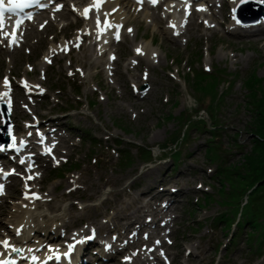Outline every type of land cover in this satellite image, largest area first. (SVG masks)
Returning <instances> with one entry per match:
<instances>
[{
    "label": "rangeland",
    "instance_id": "1",
    "mask_svg": "<svg viewBox=\"0 0 264 264\" xmlns=\"http://www.w3.org/2000/svg\"><path fill=\"white\" fill-rule=\"evenodd\" d=\"M257 38H264V35ZM229 40L232 41L233 38H230ZM221 41H225V39H222ZM165 42L172 48L178 49L180 47L178 44L172 43L168 36H165ZM247 43L252 44V42L246 40L236 41L238 46H240V44L246 46ZM245 50H253L255 53L246 52L240 57V59H238V70L240 72L238 78L243 80L247 75V72L252 68H255L254 71L256 77H264L263 52L258 50V46L246 47ZM258 61H261V66L259 68H257ZM232 66L233 65L231 64L230 68ZM249 66V70L243 72ZM162 83L163 81L160 82V80H158V87L162 86L160 85ZM219 89L221 90V88ZM245 93L246 91H244L243 87H240L237 88V90H234L231 94H228L223 104L220 106L218 115L214 117L209 113V119L211 120V118H213L214 123L221 125L216 128L219 129L216 131L222 134L220 149L221 151L224 149L221 157L218 158L219 161H222L221 168L223 167L224 169L225 166L226 169L230 170L236 168V175H245L246 173H249L247 179L250 182L247 183L243 189H249L254 183L261 180L251 190L250 194L253 195V191L259 186L264 185V179H262L264 176V116L258 112H254V114L250 115L246 114L244 110H239V106H243L244 102L248 100ZM183 99L185 107L196 108L193 109L196 113L189 114L188 118H186V123L182 128V123H177L176 120L172 121L160 118L156 123L158 115L154 111H151L147 116L150 124L155 123L151 127V130L148 125L146 131L142 134H136L130 131L133 137H136V139L141 141L144 145L152 147L153 151V161L151 163L144 164L142 159L139 158V154H136L131 158L133 164L131 166L127 165L130 167L129 169L125 167L119 170L123 176V181L131 180L132 186L141 193H145L150 189H159L162 180L160 177L152 179L154 176H158L159 174H164L166 176L170 174L176 175L178 169L188 170V173L191 174L179 178L180 181L185 184V188L189 185L194 186L197 181H201L203 184L210 186V191L207 192L209 195H216V188L219 187V185H221L222 188H226L222 181L224 177L223 175L217 174V181L211 179L216 170V166L207 160L204 155V148L209 146V140H211V135L209 133L211 131H208L205 128V123L202 119L207 113L200 111L199 108L195 107V103L188 96H183ZM154 101L158 103L157 100ZM179 110L180 107L173 110V113H178ZM103 120L105 123L108 122L106 119ZM149 130L150 132L148 133ZM185 135L188 140L186 142L184 141V143L177 149L178 152H181L179 157L181 161L180 167H178L176 171H172L170 163L171 157L168 155H162V153L173 148L171 145L177 146L183 140V136ZM131 148L132 147L125 145L127 151H130L131 154H135L132 153L130 150ZM137 166H140L141 170H136ZM209 168L213 171L211 174L206 175V169ZM102 170L105 172H102ZM115 172L116 170H113L111 173L109 169L99 167L98 171H90L87 172L86 175L82 174L83 176L81 175L80 177L81 185L85 190H90L91 186L88 181V176L92 182L101 184L104 181L111 179ZM190 176H199L202 177L203 180H195V178H189ZM232 184L235 185V182H231V185ZM226 186L235 188L234 186L231 187L229 184ZM187 191L193 195L198 194L193 193L188 189ZM220 201L221 199L219 197L216 203H207L203 206V209H207V212L195 216L192 214L189 218L190 224L194 227H198L199 223L205 224L207 219L215 216L222 207ZM193 208L195 209V212L198 213L202 209L199 204L194 205ZM240 208L241 207H239V210ZM230 223H232V220ZM220 229L219 226L218 230H208L205 225H202L199 230L191 231L193 234L187 232L184 246L190 251V254L183 256L181 264H264V262L257 261V258L253 259L255 255L252 251H249L248 243L246 242L247 234L245 232V230L248 229L247 227H245V229L243 228V233L239 232L237 245L235 247L231 246L229 249L225 247L228 243L226 240L227 238L224 233L220 232ZM233 247L234 249L230 250ZM187 260L189 263H187Z\"/></svg>",
    "mask_w": 264,
    "mask_h": 264
},
{
    "label": "snow or ice",
    "instance_id": "2",
    "mask_svg": "<svg viewBox=\"0 0 264 264\" xmlns=\"http://www.w3.org/2000/svg\"><path fill=\"white\" fill-rule=\"evenodd\" d=\"M36 2H38V0H36ZM104 2V0H94V4L97 5V11L99 10V5L102 4ZM138 3H141L142 0H137ZM158 2V0H151V3L153 5H155ZM7 3L11 4L12 7H5V0H0V34L3 35V38L6 40L8 38V33H4V14L5 12H13L14 9L16 8H21L23 6L26 5H21L19 3H16L15 0H7ZM184 3L187 4L188 0H184ZM188 7L190 8V5H188ZM91 11V9H85L84 15L85 18H88V12ZM188 11V9L186 8V12ZM197 11H206V9L204 8H198ZM30 18V17H29ZM22 23V21H16V27H19V24ZM207 24V22H205ZM100 21L99 18L97 17V26L99 27ZM172 27H174V25H170ZM105 27H110V25H108L107 23H105ZM129 32H131L132 30L129 29ZM178 34V33H177ZM117 39H119V36L117 35ZM14 42V41H13ZM77 48H79V44L75 45ZM66 50V49H65ZM137 54H142L140 49H137ZM112 59H115V57H112ZM135 63V62H134ZM71 74V73H70ZM4 87L5 88H10L9 82L7 80V78H5L4 81ZM8 93H4V95H7ZM13 145H15V141H13ZM21 163H24V161H21ZM7 175V174H6ZM33 177H28V179H32ZM3 194V185H0V195ZM25 198H28L27 196ZM39 198V197H37ZM19 231L17 230V235H19ZM157 244H159V241L156 242ZM170 243V241H169ZM0 247L3 248V251H0V264H17V260L15 259L16 255H20L22 253V249L15 247L14 245L10 244L9 240H3L0 241ZM31 251V250H29ZM163 255V253H161ZM67 255V253L65 254ZM25 259H28L27 257H24ZM57 259H59V257H57ZM38 258L36 256H32L31 257V262L32 264H37Z\"/></svg>",
    "mask_w": 264,
    "mask_h": 264
},
{
    "label": "trees",
    "instance_id": "3",
    "mask_svg": "<svg viewBox=\"0 0 264 264\" xmlns=\"http://www.w3.org/2000/svg\"><path fill=\"white\" fill-rule=\"evenodd\" d=\"M254 85H255V82H253V81H250L248 83V86L249 87H253ZM250 200H251L250 201V204L253 206L254 210H256V212H259V210H260V209H258V207H259V200L260 201H262V200L264 201V188L261 189V192L260 193L256 194L252 198H250ZM249 224L251 225L252 223L250 222Z\"/></svg>",
    "mask_w": 264,
    "mask_h": 264
},
{
    "label": "bare ground",
    "instance_id": "4",
    "mask_svg": "<svg viewBox=\"0 0 264 264\" xmlns=\"http://www.w3.org/2000/svg\"><path fill=\"white\" fill-rule=\"evenodd\" d=\"M19 223V222H18Z\"/></svg>",
    "mask_w": 264,
    "mask_h": 264
}]
</instances>
